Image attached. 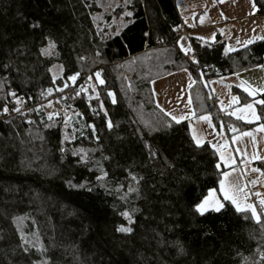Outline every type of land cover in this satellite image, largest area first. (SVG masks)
<instances>
[{
  "label": "trees",
  "instance_id": "16d2710c",
  "mask_svg": "<svg viewBox=\"0 0 264 264\" xmlns=\"http://www.w3.org/2000/svg\"><path fill=\"white\" fill-rule=\"evenodd\" d=\"M255 2L264 15V0ZM126 10L132 15L114 34L97 23L98 0H0V108L9 107L0 114V264L41 258L23 251L21 235L42 244L51 264H260L263 218L257 223L228 201L219 212H196L224 169L209 144L196 145L189 122L177 124L157 106L152 82L187 69L197 116L250 129L217 110L205 81L263 64L264 40L228 53L219 33L212 43L192 39L194 65L178 47L175 0H131L103 22ZM96 72L105 81L96 85L103 111L90 93ZM77 73L76 82L68 79ZM10 91L24 101L20 113L12 111ZM52 100L59 110L49 119L44 105ZM257 109L264 126V105ZM146 125L159 131L149 134ZM85 153L86 165L79 159Z\"/></svg>",
  "mask_w": 264,
  "mask_h": 264
},
{
  "label": "crops",
  "instance_id": "0c3cea01",
  "mask_svg": "<svg viewBox=\"0 0 264 264\" xmlns=\"http://www.w3.org/2000/svg\"><path fill=\"white\" fill-rule=\"evenodd\" d=\"M252 2L253 0H175L177 12L182 20L178 40L181 37L183 39L180 40L178 47L180 48V44L190 45L192 48L190 55H192L194 53L192 39L212 43L216 40L218 33L224 36L226 50L230 49V51H227L228 53L264 40L262 39L264 37V15L258 13L257 6L253 9ZM248 41L252 42L248 43ZM259 66L205 81L210 98L219 112L238 120L236 116L229 113L237 112L245 103L260 100L258 96L264 93V91H259V89H264V67ZM241 80L246 82V86L251 85V87L258 90L255 96H248L243 88L239 86ZM193 81L195 80L192 74L188 70L185 71V69L154 80L152 91L156 104L159 105L160 109H163L162 111L165 114L171 113L172 115L187 117V119L180 122H189L192 139L195 135L202 141L201 145L209 144L218 155L219 168L224 169V173H229L227 177L222 175L226 186L243 189V192L239 193L241 205L252 204L261 219L259 204L256 205L250 200V193H248L251 189L249 180L255 176L252 164L257 163V161L255 162L254 156L250 155L252 147L247 144L248 139L252 136L254 137L253 142H256L255 133L259 129V120H252L251 123L238 120L254 125V127L241 132H238V126L232 124L222 123L218 126L210 114H203L210 115V121L200 120L199 117L203 115H196L191 94V89L195 84ZM189 84L192 86L189 87ZM234 96L238 98V103L232 101ZM257 106L258 104H254L257 115H259ZM168 116L171 118L170 115ZM232 127H235L237 131H231ZM248 132L252 135H242V133ZM221 153L224 156L223 160L221 159ZM213 190L216 199L224 205V202L228 200L223 198L220 184L218 189ZM247 194H249V197ZM228 202L231 203V201ZM208 211L215 210L210 205L206 212ZM249 212L251 213V211Z\"/></svg>",
  "mask_w": 264,
  "mask_h": 264
},
{
  "label": "snow or ice",
  "instance_id": "6c2138e0",
  "mask_svg": "<svg viewBox=\"0 0 264 264\" xmlns=\"http://www.w3.org/2000/svg\"><path fill=\"white\" fill-rule=\"evenodd\" d=\"M131 0H125V3H130ZM252 7L253 9L256 8V2L255 0H253L252 2ZM126 15L131 16L132 13L128 12L126 13ZM33 28L36 27H40L39 23H33L31 25ZM145 35H148L147 33H145ZM183 38L181 37L180 40H182ZM262 39H264V37H262ZM180 40L177 41V43H180ZM252 41H248V43H251ZM49 47H55L54 43L49 40ZM180 50L184 53L185 56H189V58L191 59L192 63L194 65H199V61L196 59V56L190 55L192 53V48L190 45L185 46L183 44H180ZM42 52H46V49H42ZM226 51H230L226 50ZM259 67H264V65H260ZM185 71H187V69H185ZM79 74H74L68 77L69 80H71L72 82H76L77 80V76ZM89 80L92 79V77L90 76L88 78ZM95 79L98 81L99 84L103 85L105 83V81L103 79H101V74L100 72H96L95 73ZM193 83H195V81H193ZM192 85L189 84V87H191ZM240 87L243 88V90L248 94V96H255L257 93V89L251 87V85H247L246 86V82L241 80L240 81ZM64 87H68L67 84L64 85ZM61 91L63 89H60ZM52 89H48V92L51 93ZM75 91V90H74ZM85 91L84 89H81L80 92ZM92 91L95 92V88H92ZM259 91H264V89H259ZM80 92H76V95H80ZM8 96H10L13 101H14V105L12 107V111L20 113L21 112V107L23 106L24 101L17 96V93L15 91H10L8 92ZM108 96H113V93L108 92ZM90 99H92V97H89ZM95 99L99 102V107L100 110L103 111L104 110V106H103V101L100 100V96L99 93H96L95 95ZM232 101L234 103H238V98L237 97H232ZM113 103H115V100L113 99ZM254 104H260V105H264V100H255L253 101V103H245L241 108L238 109L237 112H232L229 113L230 115H234L236 116V118L238 120H244L248 123H251L252 120H260L261 116L257 115L256 109L254 108ZM159 106V105H158ZM163 110V109H161ZM93 111H96V109H93ZM0 114L3 115H8L9 114V107L7 103H4L2 108H0ZM104 115L107 116V112H104ZM166 115H170L171 119L173 121H175L177 124L180 123V121L187 119L186 116H176V115H172L171 113H166ZM49 119H52V114H49ZM200 120H208L210 121V115H203L199 117ZM170 126V125H169ZM89 127L92 128L93 133L95 132V125H89ZM113 127V124L110 120L107 121V128L109 130H111ZM146 127L149 128V134H151L152 131H159V129H153L150 126L146 125ZM233 132H236L237 129L235 127H232L230 129ZM261 130H264V126L261 127ZM242 135H252L250 132L248 133H242ZM193 140L195 141L196 145L199 146L201 145L202 141L197 138L195 135H193ZM145 147L148 148L149 150V157L150 158H154L157 153L152 150L151 145H149L147 142H145ZM61 151H63V149H61ZM219 151V149H218ZM73 155H77L76 152L72 153ZM80 162L84 163L85 165L88 163V157L87 154H83L80 155L79 157ZM221 159H224L223 153H221ZM253 159H259L258 156H254ZM225 163H227V161H225ZM217 168L220 167L219 164L216 165ZM101 171V176H98L97 179L98 180H102L104 177L107 176V172L103 170V168H100ZM253 171H260L259 169H253ZM131 176V179L133 181H138V178L136 176H132L131 173L129 174ZM224 177H227L229 175V173L225 172L223 173ZM262 175H264V173H262ZM69 185L72 187H84L85 185H73L71 184V181H69ZM91 189H89L90 191ZM129 192H135L138 191V189L133 188L131 186H129L128 188ZM220 191H222L223 193V198L225 200L231 201V203L235 206V209L237 212H246V211H251V215L252 217L256 220L257 223H260V217L256 211V208L252 205V204H244L243 206L241 205L240 201H239V193L243 192V189H240L238 187H230V186H226L225 180L222 179L220 181ZM257 196H259V193H256ZM259 204L261 206L262 209H264V199H260L259 200ZM211 205V207L213 208V210L219 212L224 205L222 203H220V201L218 199H216L215 197V192L214 190H209L208 194L203 198V200L199 203H197L194 207L196 212H198L200 215H203L208 209L209 206ZM123 216H125L129 222L131 223V217L129 216L128 212H123L121 213ZM22 218H15L16 222H20ZM19 230V229H18ZM118 231L121 232H131L132 229L131 228H125V227H121L118 229ZM21 241L22 243L19 245L23 251L29 255H32V249H35L36 254L40 255V259L38 260H33L32 264H51V261L49 258H45L44 254L47 252V249L42 245V244H37V243H33L32 241H30L29 239L26 238V236L21 235ZM182 251V250H181ZM253 264H255V262H253ZM260 264H264V252L260 253Z\"/></svg>",
  "mask_w": 264,
  "mask_h": 264
},
{
  "label": "rangeland",
  "instance_id": "374dc122",
  "mask_svg": "<svg viewBox=\"0 0 264 264\" xmlns=\"http://www.w3.org/2000/svg\"><path fill=\"white\" fill-rule=\"evenodd\" d=\"M100 6L102 7L103 10V14L97 16V23L98 21L102 22L103 25L107 26L109 30H111L114 34L118 33L119 30L121 28H123L125 26V24H127V20H126V13H128L129 11H125L123 13V15H121L119 18H116V16L114 15V17H111L112 20H104L102 19V15L104 14H111L112 12H114V10L119 7V6H125V0H98ZM180 40V39H179ZM264 65V63H263ZM52 73L57 76L60 75L62 72V67L61 66H55L51 69ZM99 84L98 81L96 79H94L91 82V90L94 87L95 88V92L91 91V95L95 96L97 91V87L96 85ZM54 101H49L44 105V109L46 112H48L49 114H52L53 116H56L57 113L55 112V107H54ZM61 111L65 114L66 116V120L70 123L72 120L73 115H71V112L69 111H65V109L63 110V108L61 109ZM72 116V117H71ZM262 125H258V128L255 135H256V142L254 141V137H250L248 139L249 142H247L248 146L252 147V150H250V155L253 156H258L259 159H256L255 162L257 161V163L252 164V169H259L260 171H255V176L251 177L249 182L251 184V189H250V195L251 193L256 194L259 193V198H258V203L260 199H264V175H262V173H264V130H261ZM236 145L238 146V143L236 142ZM255 145V146H254ZM252 191V192H251ZM247 196L249 197V194H247ZM249 199V198H248ZM259 211L260 214L262 216V218L264 219V209L261 208L260 204H259Z\"/></svg>",
  "mask_w": 264,
  "mask_h": 264
},
{
  "label": "built area",
  "instance_id": "2783aa9c",
  "mask_svg": "<svg viewBox=\"0 0 264 264\" xmlns=\"http://www.w3.org/2000/svg\"><path fill=\"white\" fill-rule=\"evenodd\" d=\"M55 106V110H59V107L57 106V104H54ZM258 198H259V196H257L256 194H253V193H251V195H250V200H252L256 205H258L259 203H258Z\"/></svg>",
  "mask_w": 264,
  "mask_h": 264
}]
</instances>
